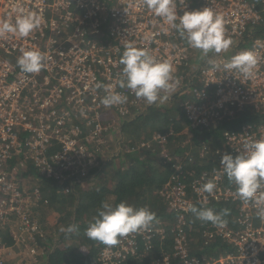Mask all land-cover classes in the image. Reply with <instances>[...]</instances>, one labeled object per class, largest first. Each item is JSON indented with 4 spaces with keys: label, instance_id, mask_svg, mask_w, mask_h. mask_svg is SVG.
<instances>
[{
    "label": "built area",
    "instance_id": "1",
    "mask_svg": "<svg viewBox=\"0 0 264 264\" xmlns=\"http://www.w3.org/2000/svg\"><path fill=\"white\" fill-rule=\"evenodd\" d=\"M176 4L179 14L204 7L221 14L225 35L233 40L229 50L203 56L155 16L144 0H0V21L14 20L16 5L41 18L40 26L27 38H0V227L7 231L6 237L0 236V264H6L5 257L19 244L31 262L46 247L40 244V239L46 240V231L36 211L48 199L41 187L28 188L33 173L52 179L60 192L70 193L104 159L101 146L113 144L111 138L122 132L134 108L139 113L146 109L142 98L119 87L124 67L120 59L129 44L147 48L157 60L171 62L179 84L174 91L161 94L185 95L180 104L188 118L182 131L187 141H193L194 133L212 132L218 123L228 121V128L222 133L221 147L201 140L198 151L184 150L191 156V167H185V159L169 149L171 132L159 131L139 145L127 146L130 152L142 147L158 149L159 157L172 161L174 172L158 191L167 216L157 217L150 229L105 247L98 260L120 264L145 255L155 239L168 238L172 248L161 249L153 264H264V221L254 203L238 197L237 186L220 164L227 150L235 156L250 142L264 138V34L249 30L264 20V0H176ZM247 37H251L249 45ZM21 49L45 54L39 73L21 71L17 65ZM244 50H253L258 57L252 75L245 77L235 70L226 73L223 64ZM209 60L220 67L214 69ZM97 83L115 85V91L128 96L127 103L105 108L100 102L105 93L95 87ZM243 113L256 115L258 120L233 125ZM110 150L116 155L119 148ZM194 151L203 158L210 154L209 159L216 153L213 163L218 164L199 170ZM210 180L216 185L213 193L201 191ZM213 202L234 204L235 211L224 227L199 220L188 211L190 205L201 208ZM194 221L204 226L205 243L220 237L231 250L217 257L192 255L188 230Z\"/></svg>",
    "mask_w": 264,
    "mask_h": 264
},
{
    "label": "clouds",
    "instance_id": "2",
    "mask_svg": "<svg viewBox=\"0 0 264 264\" xmlns=\"http://www.w3.org/2000/svg\"><path fill=\"white\" fill-rule=\"evenodd\" d=\"M144 4L155 16L176 29L190 47L200 50L203 56H208L210 52H227L233 44V40L225 35L223 16L211 7L184 10L183 14H179L176 0H144ZM16 11L14 20L0 21V38L7 35L27 38L40 26L39 14L24 12L19 5H16ZM44 60L45 54L38 49H21L17 65L24 73H39L44 67ZM120 63L124 67L119 87L131 90L148 105L168 100L169 97L162 96L161 92H172L179 84V80L173 77L171 62L157 60L147 48L127 45ZM209 63L214 69L220 67L212 60H209ZM257 63L256 53L253 50H244L225 62L223 69L226 73L235 70L248 77L252 75ZM95 87L103 89L105 93L100 101L105 108L123 105L128 101V96L115 91L113 84L97 83ZM220 164L228 180L237 186L238 197L245 203H254L258 217L264 221V138L250 142L244 152L235 156L231 153L223 154ZM215 187V183L210 180L202 186L201 191L212 194ZM188 211L197 219L211 222L215 226L224 227L227 224L223 218L227 215V210L217 213L212 208L190 205ZM156 219V213L148 206L137 208L126 201L116 205L105 201L97 209V215L89 223L85 235L106 246H114L122 237L150 229ZM78 230L76 224L60 228L66 235Z\"/></svg>",
    "mask_w": 264,
    "mask_h": 264
},
{
    "label": "trees",
    "instance_id": "3",
    "mask_svg": "<svg viewBox=\"0 0 264 264\" xmlns=\"http://www.w3.org/2000/svg\"><path fill=\"white\" fill-rule=\"evenodd\" d=\"M249 30L252 34H264V20L251 25ZM250 41L251 37H247L246 42L248 45ZM161 95L164 96L163 94ZM171 96V98L169 97V99L163 103L147 104L146 109L140 113L137 108H134L132 115L122 124V138L119 142L120 147L118 153L112 156L108 161L101 159V161H99L88 173L90 176L89 179L82 182L81 185L76 184L75 186L77 188L74 187L71 189L70 193L74 200L68 205V210L66 209V214L62 217V225L66 228L70 224H76L79 230L68 235L59 231L61 241L60 243L54 244H59V246H61L63 243L69 244V246L64 249L54 247L52 251L50 249L47 256L48 263L102 264L98 260V257L107 246L98 241L89 239L85 235V230L97 215V209L101 207L102 202L106 201L116 205L121 201H126L129 205L137 208L148 206L151 211L156 213V218H165L167 216L165 205L159 200L157 191L174 172V169L171 167L172 161L165 162L164 158L158 157V149L155 150L153 148L147 149L142 147L130 152L127 151L128 145H139L142 140L151 139L153 135L159 131L165 133L171 132L169 136V149L174 155H180L185 159V167L192 166V159H190L191 156L185 155L184 150L191 147L198 151L201 140L206 141L210 146L211 144L217 148L222 146V133L228 128V121L223 124H216L217 126H215L212 132L206 131V133L201 136L200 134L194 133L193 141H187V136L183 134L182 131L185 128V124L188 122V118L183 106L180 104V101L183 100L185 95L183 93H173ZM257 120L258 117L256 115H247L243 113V115L237 116L234 120L236 123H233V125H240L244 122H254ZM197 151H194L193 159L196 160V166H199V170L208 169L218 164L217 161L213 163V159L217 155L216 153H213L214 157L210 159V154H206L204 158L207 159H204ZM226 153H228V150ZM131 157L132 160L129 161ZM110 168H112L116 178L112 185H108L107 180L105 181V179L100 178V176L104 172H108ZM28 169L31 170L33 168L32 166H28ZM35 175L38 176L41 182V184L37 186L41 187L46 199L49 198V200H54L56 197L63 198V192L62 194L59 192L58 195L56 193L57 191H54L55 195H51L52 190L55 188V186L51 185L54 182L52 179L42 177L40 173H36ZM100 179L102 180L99 181ZM67 186L68 185H66V187ZM83 187L86 188L85 191ZM58 188L60 187L58 186ZM48 190H50V192ZM67 193L68 192H66V194ZM213 203L214 204L209 205L208 208L214 209L217 213L227 210V215L223 218L226 221L230 220L233 211H235L234 204L229 202ZM198 207L199 206H197V208ZM81 211L86 212L87 220H84L82 216H80ZM203 228L204 226H198L194 221L192 229L188 230V234L191 237L188 245L191 246L190 252L192 255L199 257H202V255L217 257L222 253L224 254L226 250H231L228 244L221 240L220 237L214 238V240L210 241L208 244L205 243L202 234ZM55 229L56 228H53L52 232H54ZM4 234L7 235V231L0 227V236L6 237ZM8 238L11 240L10 236H8ZM75 238H77V241L79 240L78 245L74 243L76 242ZM45 239H48V237L46 236ZM167 241L168 238L163 240L155 239V241H153L154 247L152 250H147L148 252L140 257H129L120 264H153L156 257L159 256L161 249H166L168 247H170L169 249L172 248L171 241ZM81 243L86 245V251L84 253L78 251ZM40 244L45 245L47 248L49 245V243H46L42 239H40ZM144 246L145 244L141 241L140 247L143 252L145 251Z\"/></svg>",
    "mask_w": 264,
    "mask_h": 264
},
{
    "label": "rangeland",
    "instance_id": "4",
    "mask_svg": "<svg viewBox=\"0 0 264 264\" xmlns=\"http://www.w3.org/2000/svg\"><path fill=\"white\" fill-rule=\"evenodd\" d=\"M197 66H198V63L196 62L195 64H193V68H197ZM141 131V130H140ZM146 134V133H145ZM120 142V141H119ZM114 145V146H113ZM102 149L103 150H105V151H103V157H104V159L106 160V161H108L109 160V158H111L112 156H114L113 154H111L110 152H109V150L110 151H114V150H116V148H119L120 147V145H119V143L118 144H103L102 146ZM172 147V146H171ZM170 147V148H171ZM172 149V148H171ZM152 157V156H151ZM159 157V156H158ZM132 160V157L129 159V161H131ZM33 174H36L35 172L33 173ZM115 174H114V172L112 171V168H110V170H108V172L106 171V172H104L101 176H100V178H102V179H105V181L107 180V184L108 185H112L113 183H114V181L116 180V178H115V176H114ZM35 176H37V175H34V176H32V178L31 179H29V181H28V184H29V187L28 188H34V186H36V185H40L41 184V182H40V180L38 179V176H37V179H35ZM90 177V176H89ZM87 178V177H86ZM89 179V178H88ZM88 179H86V180H88ZM102 179H100L99 181H101ZM85 180V179H84ZM85 180V181H86ZM81 181V180H80ZM85 181H83V182H85ZM79 183V182H78ZM76 184V183H75ZM74 183H70V186L71 185H75ZM82 183H80V185H81ZM51 185H53V186H55V188L52 190V194L51 193H49V194H51V195H55V193H54V191H57L56 193L59 195V192H60V189L58 188V186L59 185H57L55 182H53ZM75 188H77L76 186H74ZM49 189V188H48ZM83 189H84V191L86 190V188H84L83 187ZM49 192H50V190H48ZM159 191V190H158ZM157 191V192H158ZM43 193V192H42ZM85 193V192H84ZM56 194V195H57ZM61 194H62V192H61ZM68 194V195H67ZM64 193L63 194V198H61V197H56L54 200H49V198H48V201H47V203H45V206H49L50 207V209H51V211H52V214L53 213H57V211H59V208H61L62 207V205L61 204H59V203H54V201H58L57 199H62L63 201H65L66 202V209L68 208V205H70V203L71 202H73V200H74V198L71 196V193ZM50 195V196H51ZM43 196H44V194H43ZM45 198H46V196H44ZM43 203L44 202H41L38 206H37V213H36V216H37V220H39L41 223H42V225L44 224L43 223V221L40 219V213H41V206L43 205ZM68 210V209H67ZM56 219H57V224L58 225H56L54 228H56L57 230H58V232H57V230L55 229V231L52 233V231H53V228H51V227H47V226H44L45 227V231H46V233L48 234H46V236L48 237V239H46L45 240V242L46 243H55V242H58L60 239H59V237H60V228L61 227H64L63 225H62V220L61 219H58V215H57V217H56ZM55 219V220H56ZM61 220V221H60ZM49 228V229H48ZM51 234H53V235H55L54 237H53V239H49V238H52V235ZM5 235V234H4ZM5 236H7V235H5ZM75 241L76 242H74L75 244H77L78 245V241L75 239ZM50 250V248H47V247H44V248H42L41 250H40V253H39V255L37 256V261L36 262H31V256H29V254L27 253V250L23 247V246H21L20 244L18 245V246H15V248H13V251L12 252H10L9 254H7V256L5 257V259H6V264H19L20 262L22 263V261H23V263L22 264H39L41 261L42 262H46V259H47V256H48V251ZM50 252V251H49Z\"/></svg>",
    "mask_w": 264,
    "mask_h": 264
},
{
    "label": "crops",
    "instance_id": "5",
    "mask_svg": "<svg viewBox=\"0 0 264 264\" xmlns=\"http://www.w3.org/2000/svg\"><path fill=\"white\" fill-rule=\"evenodd\" d=\"M187 124H188V122L185 124V127L187 126ZM121 133L119 135L111 138V141L113 142V144H118L119 143L120 138L122 137L121 136ZM55 203H59V204L62 205V207L59 208V211H57L56 214L55 213L52 214V211H51L50 207L49 206H45V203H43V205L41 206L40 219L45 224V225L43 224L44 226L54 228L57 225V219H56L57 215H58V219H61L62 220V217L66 214V206H65L66 205V202L63 201L62 199H59L58 201H55ZM80 216H82V218L84 220H87V215H86V212L85 211H81L80 212ZM51 235H52V239H53V237L55 235H53V234H51ZM59 239L60 240L58 242H55L56 244L57 243H60L61 238L59 237ZM75 239H77V238H75ZM78 242H79V240H78ZM56 244L50 243L48 245V248L51 247L50 249L52 251L54 247H60V248L64 249V248H67V246H69V244H63V243L61 244V246H59V244L58 245H56ZM78 251L84 253L86 251V245L84 243H81V246L79 247ZM39 264H50V263H48V259H46V262H42L41 261Z\"/></svg>",
    "mask_w": 264,
    "mask_h": 264
}]
</instances>
